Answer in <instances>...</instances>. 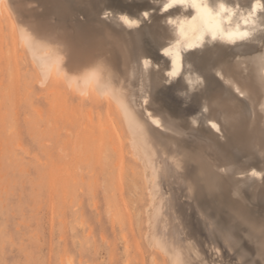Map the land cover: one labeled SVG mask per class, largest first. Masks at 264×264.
Returning <instances> with one entry per match:
<instances>
[{
  "label": "rangeland",
  "instance_id": "obj_1",
  "mask_svg": "<svg viewBox=\"0 0 264 264\" xmlns=\"http://www.w3.org/2000/svg\"><path fill=\"white\" fill-rule=\"evenodd\" d=\"M64 1L66 6L71 4L67 6L69 16L74 17L73 22H69L70 25L73 24L71 28H76L74 23L79 24L78 26L87 24L88 28L87 25H82V28L91 36L96 33L93 34V40L101 45V52L108 57L107 69L112 75L113 83L123 86L135 104L137 81L133 77L136 74L131 71L125 40L116 19L103 20L100 11L108 4L116 11H126L133 16L147 9L151 11L150 17H158L161 12L154 5L152 7L151 0ZM243 1L247 3V0ZM75 15L79 19L82 17V20L78 22ZM147 21H143L141 25ZM13 23L8 19L7 13L0 15V264H169L167 257L148 246L144 238V211L149 198L142 181L141 162L130 154L128 133L120 119L121 113H118L119 110L112 101L100 97L92 86L83 89L84 93L90 89L85 95L82 90L77 93L60 85L57 79L54 88L48 90L46 84L43 87L39 71L31 62L27 51H24L26 47L24 43V46L21 45ZM90 23L95 24L91 26ZM91 27L93 32L90 31ZM97 34L100 35L99 39ZM101 35L105 40H100L103 39ZM145 47L152 58L158 59L155 49L147 44ZM112 57L118 64L114 63ZM119 73L121 75H117ZM124 86H127L126 89ZM176 86L177 83L173 82L162 91L161 97L173 105L181 104L188 116H197L201 107L199 100L204 90L198 93L193 89L191 93L190 89L185 88L190 94L182 95L186 90ZM52 104H55V108ZM92 132L94 135L98 132V138ZM88 135L97 141L84 138ZM103 140L106 142L101 147ZM174 155L176 158H185L177 150ZM191 164L194 166L192 162ZM174 186L173 194L176 205L178 204L182 237L192 250L191 263L203 264L204 260L210 264L215 255L211 252L209 235L199 220V209L204 212L209 210L207 213L214 216L216 214L217 219L227 220L229 216L221 205L207 195L204 183L203 191L190 193L189 199L192 200H186L181 186ZM177 191L178 195L175 194ZM196 196L199 197V202ZM192 206L194 210L197 208L196 213ZM185 207L188 210L185 211ZM116 217L118 220L115 221ZM187 239L190 240L189 243ZM206 246V249H210L205 250ZM256 246L255 241H249L246 248L250 250L252 259L260 260ZM223 258L227 261L230 254L224 253Z\"/></svg>",
  "mask_w": 264,
  "mask_h": 264
},
{
  "label": "bare ground",
  "instance_id": "obj_2",
  "mask_svg": "<svg viewBox=\"0 0 264 264\" xmlns=\"http://www.w3.org/2000/svg\"><path fill=\"white\" fill-rule=\"evenodd\" d=\"M165 2L166 0H151L152 7L153 5L157 7L161 15L158 17H150L147 23L141 25L139 29H127L118 20H115L125 40L124 44L130 57L131 71L132 65L136 63L138 55L146 57L151 61L150 67L142 70V76L137 72L136 77H133L137 81V86L135 85V88L137 87L135 104L130 99L127 90L122 88L123 86H116L113 83L112 75L107 69L108 57L101 52V45L95 42V39L93 40V34L96 33H93L91 36L82 28V25L85 26L87 24H82L81 22V26L74 23L76 28H71L73 24L70 25L69 22L72 23L74 17L73 15L70 17L68 13L69 8L67 6H71L70 2V5L66 6L64 0H35L30 6L29 0H0V15L7 13L8 19L15 23L18 33L17 36H19L21 41L20 43L21 45L24 43L27 49H24V51H27L26 53L29 55L31 62L38 69L39 76H41V79L39 78L40 84L43 87L46 84L48 85V90L54 88L56 79L60 85H64L70 90H75L77 93L81 90L84 93V88L87 86V88H90L92 86L100 97L105 98L106 101H112L115 104L114 106L120 111L118 113L122 115L120 119L123 121L124 129L128 133L129 147L131 149V152H129L142 165V181L147 189L149 198L148 205L144 211V214H146L145 241L148 246L164 254L169 264H192V250L187 247L184 241L185 239L182 237L183 232L181 231L178 204L176 205L175 195L173 194V186H181L175 179L174 161L176 156L174 155V151L177 150L181 156L189 159L194 164V167L200 174L206 191L208 184L217 185L218 190L216 193L210 194L207 191V195L209 194L221 205L228 216L234 207H239L251 222L259 223L264 219V180L260 176L253 177L250 175L253 169L257 173H264V119L261 118V105H264V34L259 31L260 22L258 18L256 29L253 30L252 36L246 40L236 39L235 42H232L226 35L220 34H217L214 39L212 34L204 29L193 32L186 28L185 35L180 36L178 26L176 24H166V18L174 17L177 20L188 19L190 21L191 16L195 14L194 10L177 6L169 9L168 12H163L160 9ZM214 2L215 0H213ZM229 3H239L242 7L247 8L249 0H247L246 4L243 0H229ZM95 7L98 9L97 5ZM72 8L74 7L72 6ZM154 15L157 14L155 13ZM75 17H77L78 22L82 20L81 16V20L78 16L75 15ZM94 24H91V26H94ZM86 27L88 28V25ZM100 28H102L101 25ZM100 28L98 27V29ZM90 31H92V27ZM102 38L100 40H105L103 36ZM176 41L180 42L181 53L184 57V66L178 77L173 79L171 83H166L167 77L165 73L171 67V59L162 54L161 47H166L170 43L175 44ZM190 43L196 44L197 47L185 50L186 46ZM145 44L155 49L158 59L152 58L149 55V50L148 52L146 51ZM101 54L107 57V70L99 76H93L91 74L92 69L98 62L97 57ZM211 57L212 60H210ZM114 63H117L115 59ZM221 65L225 67L226 71H235L238 68L243 69L247 67L248 73H251V75L246 73L245 76L239 77L242 90L246 92L247 97H240L233 93L231 98L217 102L220 84L216 72ZM117 75L121 74L119 73ZM189 75H191L193 80L199 76L204 83L202 85L194 84L193 86H188L187 78ZM37 82L39 81L37 80ZM126 82L129 83V81ZM173 82L174 84L177 83L178 86L176 87L188 88L190 91L195 89L199 93L204 90L200 97L201 100L198 98L201 103V107L198 109L200 110L198 113L199 116L198 114L195 117L188 116L185 112L186 110L184 111L181 108V104L180 106L173 105L161 97L162 91L168 88ZM89 90L86 91L88 92ZM178 90L180 91V89ZM189 92L186 90V95ZM175 93L177 94V92ZM93 94L97 95L96 93ZM133 94L135 96V92ZM80 96L83 97V95ZM80 96V99L84 98ZM86 96L88 97L87 94ZM145 96L150 97V103L148 105L143 104V98ZM61 102L63 105V101ZM206 106L212 109L213 116H216L218 112L227 111L229 113V122L227 124L223 118L216 120L221 128L220 132H216L209 126V113L202 112V109ZM195 108L196 106H194ZM58 109H60L59 106ZM148 112L153 113L154 117L160 120L159 127L148 118ZM65 120L70 121V119ZM68 121L67 123H69ZM72 123L71 125H73ZM72 127L74 128V126ZM90 135L84 138L95 140ZM92 135H94L93 132ZM97 135L98 132L94 136L98 138ZM102 137L104 136L102 135ZM103 142L106 141L103 140ZM103 145L104 143L101 147ZM177 186L174 187L176 188ZM181 192L180 194L182 195ZM177 193L178 191L175 194ZM234 193H238V196L234 195ZM185 194L191 197L190 193ZM196 197L198 198L197 202H199V197ZM186 210L188 208L186 209L185 207ZM195 210L193 209L196 213ZM199 210L201 212V209ZM114 219L115 221L118 220L117 217ZM125 219L124 221H126ZM201 237H203L202 234ZM187 240V243H189L190 240ZM255 242L258 246H256V249H259L258 241ZM203 246L205 245L203 244ZM206 248L207 246L205 250L210 249ZM200 249L202 250V248Z\"/></svg>",
  "mask_w": 264,
  "mask_h": 264
},
{
  "label": "snow or ice",
  "instance_id": "obj_3",
  "mask_svg": "<svg viewBox=\"0 0 264 264\" xmlns=\"http://www.w3.org/2000/svg\"><path fill=\"white\" fill-rule=\"evenodd\" d=\"M35 0H29L31 6ZM191 8L194 10V15L191 20H177L174 17H168L165 20L166 24H176L179 29L180 36L185 35V29L197 31L204 29L209 31L215 39L217 34L226 35L232 42L236 39L246 40L252 36L253 30L256 29L257 20L259 18V31L264 34V0H249L247 8L242 7L239 3H229V0H166L161 7V11L168 12L169 9L175 7ZM151 13L147 10L140 12L138 15H131L126 11H116L108 4L101 9V18L108 20L115 18L127 29H139L143 21H147ZM235 21V23H233ZM199 22V23H198ZM197 47L196 44H188L186 49ZM161 52L163 55L170 57L171 67L165 73L167 77L166 83H171L173 79L181 74L183 69V60L180 42L162 46ZM97 63L92 69L93 76H99L106 69L107 57L103 54L97 57ZM151 61L146 57L138 55L136 63L132 65V73L137 72L143 75V69H148ZM248 73L247 67L236 69L235 71H226L221 65L216 72L219 79V95L217 102L226 98H231L235 93L240 97H247L245 91L242 90L241 80L239 77L245 76ZM251 75V73H248ZM177 83H179L177 81ZM204 81L199 76L192 79L191 75L187 78V85L194 84L202 85ZM186 94L185 92L181 93ZM150 97L143 98V104L148 105ZM202 112L209 113L208 124L216 132H220L221 128L216 122L218 118H223L225 123L229 122V113L227 111L218 112L216 116L212 115V109L208 106L202 109ZM147 116L157 127L160 126V120L154 117L153 113L148 112ZM261 118L264 119V105H261ZM175 179L180 183L182 191L191 193L193 191H203V183L197 169L191 164L189 159L177 156L174 161ZM250 175L253 177L260 176L264 180V173H257L254 169ZM218 190L217 185L208 184L207 191L210 194H215ZM238 196V193H234ZM186 199H189L187 194ZM202 207V205H201ZM200 220L207 231L212 243L211 252L214 253L215 259L211 264H264V219L259 223H254L249 220L244 211L239 207H234L229 213V219H217L214 215L201 211L199 213ZM249 241H258L260 260H254L249 254V249L246 245ZM224 253H229L230 258L226 261ZM203 264H209V261H203Z\"/></svg>",
  "mask_w": 264,
  "mask_h": 264
}]
</instances>
